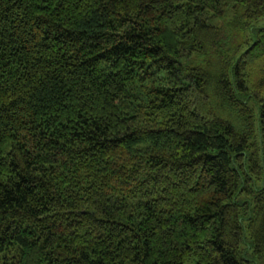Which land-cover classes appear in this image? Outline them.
Wrapping results in <instances>:
<instances>
[{
  "label": "trees",
  "instance_id": "trees-1",
  "mask_svg": "<svg viewBox=\"0 0 264 264\" xmlns=\"http://www.w3.org/2000/svg\"><path fill=\"white\" fill-rule=\"evenodd\" d=\"M264 0H0V264H264Z\"/></svg>",
  "mask_w": 264,
  "mask_h": 264
},
{
  "label": "rangeland",
  "instance_id": "rangeland-1",
  "mask_svg": "<svg viewBox=\"0 0 264 264\" xmlns=\"http://www.w3.org/2000/svg\"><path fill=\"white\" fill-rule=\"evenodd\" d=\"M259 24H260V25L264 24V19L260 20V21H259ZM186 264H192V260L189 261V262H187Z\"/></svg>",
  "mask_w": 264,
  "mask_h": 264
}]
</instances>
